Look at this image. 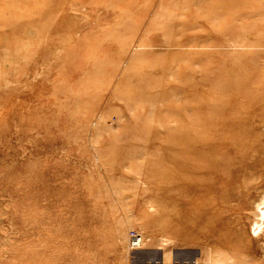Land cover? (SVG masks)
<instances>
[{"label":"rangeland","instance_id":"rangeland-1","mask_svg":"<svg viewBox=\"0 0 264 264\" xmlns=\"http://www.w3.org/2000/svg\"><path fill=\"white\" fill-rule=\"evenodd\" d=\"M260 195L264 0H0V264H264Z\"/></svg>","mask_w":264,"mask_h":264},{"label":"bare ground","instance_id":"bare-ground-1","mask_svg":"<svg viewBox=\"0 0 264 264\" xmlns=\"http://www.w3.org/2000/svg\"><path fill=\"white\" fill-rule=\"evenodd\" d=\"M260 70V69H259ZM252 96V95H251ZM244 104V103H243ZM262 108V107H261ZM263 109V108H262ZM218 115H219V113H217ZM217 117V116H216ZM263 123V122H262ZM195 140H198V138L197 139H195ZM198 147L196 146V144L194 143V149H193V153H198ZM254 151V150H253ZM253 153V152H252ZM252 158V157H251ZM203 161V160H202ZM246 172H248V171H246ZM249 173V172H248ZM252 173L254 174V172L252 171ZM206 175V174H205ZM250 176V175H249ZM248 176V177H249ZM255 176H257V175H255ZM247 177V176H246ZM259 177V176H258ZM252 178H254L252 181H254L255 180V177L253 176ZM248 179V178H247ZM247 179H246V181H247ZM250 179V178H249ZM248 179V180H249ZM256 182V181H255ZM245 183V182H244ZM248 183H250L249 181H248ZM251 184V183H250ZM259 189V188H258ZM257 189V190H258ZM261 196V199H260V201L262 200V199H264V195L262 196V195H260ZM202 197V196H201ZM241 197H242V195H241ZM244 204V203H243ZM246 205V204H245ZM256 209H257V211H256V215L258 216L257 217V221H259V220H261V216H264V206H260L259 204L256 206ZM252 212H253V210H252ZM255 214V213H254ZM239 220V219H238ZM246 221V220H245ZM244 221V222H245ZM199 227V226H198ZM238 227V226H237ZM233 233H235V232H233ZM140 236V235H139ZM141 237V236H140ZM232 238V237H231ZM142 239V238H141ZM229 239V238H228ZM221 240V239H220ZM232 240V239H231ZM233 241V240H232ZM129 242H130V240H129ZM256 243V242H255ZM130 244H131V242H130ZM218 245H220V244H218ZM260 246V245H259ZM214 261V260H213Z\"/></svg>","mask_w":264,"mask_h":264},{"label":"built area","instance_id":"built-area-1","mask_svg":"<svg viewBox=\"0 0 264 264\" xmlns=\"http://www.w3.org/2000/svg\"><path fill=\"white\" fill-rule=\"evenodd\" d=\"M130 242L133 247L140 246L142 239L136 232H131L130 234Z\"/></svg>","mask_w":264,"mask_h":264}]
</instances>
